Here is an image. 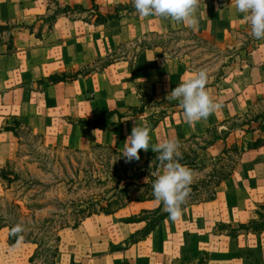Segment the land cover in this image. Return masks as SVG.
Listing matches in <instances>:
<instances>
[{
    "label": "crops",
    "instance_id": "crops-1",
    "mask_svg": "<svg viewBox=\"0 0 264 264\" xmlns=\"http://www.w3.org/2000/svg\"><path fill=\"white\" fill-rule=\"evenodd\" d=\"M53 1L85 9L96 4L103 14L116 5L133 2L0 0V24L20 25L13 32L12 49L0 43V167L19 159L22 136L16 122L40 136L49 150L103 145L122 153L133 127L147 126L151 141L147 151L140 150L139 161L150 159L155 153L152 146L169 138L179 142L211 139L209 130L215 126L219 134L230 133L200 149L202 158H215L227 146L258 143L239 155L234 172L216 187L213 200L186 206L175 220L168 214L147 236L128 246L127 241L147 227L148 219H141V215L159 208L161 202L133 200L113 214H94L77 227L61 229L56 264L196 263L201 257L208 264H264V232L234 237L218 229L220 224L250 223L264 206V117L254 121L252 129L227 126L231 119L264 110V40L251 46L241 65L217 90L206 88L221 105L206 119L189 123L180 108L162 117L155 127L148 115L127 118L104 129L88 127L80 121L110 112L125 113L141 105V95L169 96L182 80L197 72L157 47L139 51L134 62L122 58L73 80L54 83L49 81L51 76L79 71L143 34L192 28L158 16H121L97 25L63 14L48 31L41 30L42 18L51 13ZM195 16V33L224 44L231 31L247 23L244 14L236 10L235 0L227 6L215 0L197 2ZM4 194L0 180V201ZM35 251L36 245L23 237L18 245L12 244L11 228H0V264H32Z\"/></svg>",
    "mask_w": 264,
    "mask_h": 264
},
{
    "label": "rangeland",
    "instance_id": "rangeland-1",
    "mask_svg": "<svg viewBox=\"0 0 264 264\" xmlns=\"http://www.w3.org/2000/svg\"><path fill=\"white\" fill-rule=\"evenodd\" d=\"M203 1L206 0H197V2ZM215 1L221 6H227L233 0ZM51 8V13L42 18L41 30L48 31L56 18L63 14L97 25L106 22L112 16H119V19L121 16L129 18L140 16L133 2L116 5L115 9L103 15H99V8L96 4L89 9L73 8V6L69 9L53 1ZM18 27L20 25L13 22L6 25L0 24V43H6L12 49L13 32ZM159 34L162 35L161 38L148 33L121 44L108 58L91 61L81 70L67 73L64 78H75L79 74L89 75L102 69L108 62H115L122 58L134 62L141 45L146 41L159 43L172 58H177L190 70L197 73L206 72L208 77L206 88H212L215 91L223 84L224 79L241 65L251 46L263 41L253 37L248 22L245 26L231 31L229 41L225 44L218 43L211 37L198 35L190 28ZM180 103V100L168 96L155 97L152 101L143 98L138 107L144 106L145 112L139 115H148L153 122L165 114L182 109L183 106L178 105ZM259 111L253 110L242 117L231 119L227 122V126L231 129L237 126L252 129L255 125L254 121L264 117V110L260 108ZM123 114L126 117H123L122 121L135 113L128 110ZM120 118L115 114L111 119L117 121ZM16 125L22 136V146L19 159L2 167L5 174L2 175L0 172V180L4 183L5 190L0 201V224L9 226L11 229L17 224L22 225L24 231L20 235L24 239L37 242L35 245L39 254L35 264H50L49 253L53 250L50 245L55 244L59 231L73 227L79 222L87 214L84 212L85 208L89 206L98 208L100 203L107 205L117 192L118 181L125 175H131L132 163L107 146L93 145L85 150L59 146L49 150L42 145L40 136L33 134L20 122H16ZM213 135H215V129L211 131V139ZM243 143L241 145H245ZM202 144V140L182 144L179 147L181 164L190 160L188 156L193 158L194 149ZM237 158L234 153L229 154L223 162L226 169H230ZM159 163L160 161L156 160L153 165ZM184 166L191 169L193 179L190 193L182 206L203 200L211 195L213 188L211 175L214 171L213 166L198 168ZM148 181L149 179L145 177L134 182L138 186L131 185L132 200L137 199L146 190V188H139V185ZM127 183H131V180L123 181L121 186ZM128 202V199L121 201L125 206L130 203ZM165 212L167 211L163 207L161 213H143L141 217L148 219V228ZM223 230L226 232L228 229L225 227Z\"/></svg>",
    "mask_w": 264,
    "mask_h": 264
},
{
    "label": "clouds",
    "instance_id": "clouds-1",
    "mask_svg": "<svg viewBox=\"0 0 264 264\" xmlns=\"http://www.w3.org/2000/svg\"><path fill=\"white\" fill-rule=\"evenodd\" d=\"M136 11L142 17L158 16L171 18L196 30L198 20L195 16L197 0H133ZM236 10L244 14V19L250 25L251 34L258 40H264V0H235ZM167 58V57H166ZM207 73L200 71L193 74L170 93L172 99L180 100L187 122L206 119L221 107L215 102L206 89ZM168 96V97H169ZM151 141L150 129L147 126H135L131 135L124 143L123 156L129 162L140 159V150L147 151ZM179 141L169 138L152 146L158 153L162 170L152 174L156 176L152 184L153 196L164 205L171 219L180 216L181 206L190 193L192 171L180 163L181 153ZM24 229L15 225L11 235L16 237L18 245L22 240Z\"/></svg>",
    "mask_w": 264,
    "mask_h": 264
},
{
    "label": "trees",
    "instance_id": "trees-1",
    "mask_svg": "<svg viewBox=\"0 0 264 264\" xmlns=\"http://www.w3.org/2000/svg\"><path fill=\"white\" fill-rule=\"evenodd\" d=\"M76 7L83 8L80 5L73 6V8H76ZM67 8L70 9V8H72V6H67ZM83 9H85V8H83ZM99 13H100L99 15H103V13H101L100 11H99ZM65 15H67V14H65ZM113 19H119V16H112L109 19H107L106 22H101V24L102 23H107L108 21L113 20ZM151 36H157V37H160V38L162 37V35H160L157 32L151 33ZM157 47H163V46L160 45L157 42L156 43H148V42L145 41V43L143 45H141L139 51H142V50H145V49H153V48H157ZM109 56H111V55H109ZM113 62L112 61L108 62L106 65L112 64ZM65 75L66 74L53 75V76H51L49 78V81L57 83V82H61V81L73 80V79L76 78V77L75 78H64ZM141 98L142 99L143 98H147L149 101H152V100L155 99V97L146 96V95H141ZM178 105H182V104L180 103ZM182 110H184V108H182ZM130 111H132L135 114H133L131 116H127V117L128 118H134V117H137L139 114L144 113L145 112V107L144 106H142L141 108H139V107H131ZM115 114H117V115H119L121 117L117 121L111 119L112 116L115 115ZM164 116H167V114H165ZM123 117H126V116H124L123 113L110 112L108 115L99 117V118L94 119V120H81L80 123L82 125H84V126L104 129V128H107V127H109L111 125L117 124L118 122H121ZM160 119H157V120L152 122L153 127L157 126V123L159 122ZM214 129H215V135H213L212 139H210L209 141L207 139H203V138H193V139H190V140H187V141L179 142V144L181 146L182 144H184L186 142H189V141H197V142H200L201 140L203 141L202 145H198V147L196 149H194L193 158H189V156H188L187 158H188V160L189 159L190 160L187 161V163H184L183 165H189L190 168H192V167H195V168L207 167V166H213L214 167L213 168L214 171H213V173L211 175V179H213V188H212L211 195L208 196L207 198H204L203 200L192 202L190 204L210 201V200H213L215 198L216 187H218L221 182H223L224 180H226L227 178H229L232 175V173L234 172V169L236 167V164L238 162V158H237V160L234 161V163L231 166V168L230 169H226V165L223 162L225 161L226 157L229 156V154L234 153L235 155H237V157H239V155L242 152H244L246 150V148H254V147H256L258 145V143H256V142L243 143L245 145L235 144V145H232L231 147L227 146L223 150L222 154L217 156V157H215V158H212V159L202 158V157H200V155L198 153L200 149L207 148L208 146L214 144L217 140L223 138L222 135L224 136V138H226L227 135L230 133V130H229V131H224L223 134H219L217 126H215L212 129H210L209 132L211 133V131H214ZM97 146H103V145H97ZM107 147L112 148L110 146H107ZM112 149L116 153H118L119 155L124 157L122 152H119V151H117L114 148H112ZM158 155L159 154L155 152L151 156V158L146 160V161L132 160L131 161V163H132L131 175H129V174L125 175L124 177H122L118 181V183H117V188H118L117 192L115 193V195H113L112 199L108 201V204L104 206V205H102L100 203V205H98V208L97 207L96 208L95 207H90V206L85 208L84 212H86L87 214L83 218H81V220L79 222H77L73 227H77L85 218H87L89 216H92L94 214H101V213L113 214L118 209H120V208L125 206V204L121 203V201L123 199H128L129 202L133 201L134 199L132 200V198L130 196L131 195L130 194V187H131L132 184L135 185V186H138L134 182L142 180L145 177H147L149 179V181L147 183L140 184L139 188H143V189L146 188V190L143 191L140 194V196L137 199H135V200H137V201L156 200L155 197L153 196V189H152V184H153L154 180L156 179V176L152 175V174L158 173L160 171V169H162L160 163L156 164L155 166L153 165L154 161L158 160L157 159ZM124 158L127 159L126 157H124ZM3 170L4 169L2 167H0V172L2 173V175L5 174V171H3ZM127 179L131 180V183H127L125 186L122 187L121 183L123 181L127 180ZM114 198H116V199L114 200ZM119 198H120V200H119ZM114 204H115V208L113 209ZM190 204H187L185 206H181V209H184L186 206H188ZM163 207H164V205L161 203L160 207L155 209V210H153L151 213H153V214L161 213L162 210H163ZM145 213H149V212L145 211ZM257 213H258V218L256 220H253L250 223H242V224L236 225V227L233 226V225L220 224V225H218V229L220 231H224L223 228L226 227L228 229V230H226V233L228 235H231V236H234V237H238L239 235L244 234V233H255V234L256 233H263L264 232V206H261L259 208V210L257 211ZM167 215H168V212H165L164 214H161L158 217V219H156L151 226H149L148 228L146 227L145 228L146 230L144 229L145 231L142 230L139 233V235H142V236H137L136 238H133V239L127 241V243H126L127 246L130 243L137 242L138 240H140V239L144 238L145 236H147L157 226V224L159 222H161V220H163ZM142 218H144V217H141V219ZM2 226L3 225L0 224V228ZM16 239H17L16 237L11 235V243L12 244H14L16 242ZM25 240H27L29 242H32L34 244L35 243L37 244V242H35V241H30L28 239H25ZM59 242H60V236H59V233H58L55 244L54 245H50V247L53 248L52 252L49 253V256H51L50 264H56L57 256L59 255V252H60V250H59ZM50 247H49V251H51ZM38 254L39 253L37 251H35L33 257L31 258V263L32 264H35L36 257L38 256ZM174 264H208V263H207V260L205 259V257H201L199 259V261L196 262V263H191V262H186V261H177Z\"/></svg>",
    "mask_w": 264,
    "mask_h": 264
}]
</instances>
